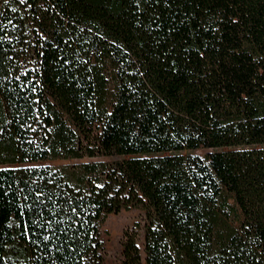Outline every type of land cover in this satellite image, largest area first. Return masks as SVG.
<instances>
[{
  "label": "trees",
  "instance_id": "16d2710c",
  "mask_svg": "<svg viewBox=\"0 0 264 264\" xmlns=\"http://www.w3.org/2000/svg\"><path fill=\"white\" fill-rule=\"evenodd\" d=\"M128 205L125 264H264V0H0V264H102Z\"/></svg>",
  "mask_w": 264,
  "mask_h": 264
},
{
  "label": "rangeland",
  "instance_id": "374dc122",
  "mask_svg": "<svg viewBox=\"0 0 264 264\" xmlns=\"http://www.w3.org/2000/svg\"><path fill=\"white\" fill-rule=\"evenodd\" d=\"M208 148H197L185 150L182 153L196 154L204 157L210 151ZM108 156H83L80 158H50L35 162H28L26 165H48L54 168L64 169L67 173L77 171V166L83 162L112 160ZM69 174V175H70ZM72 175V174H71ZM133 230L136 233V243L139 248L141 263L144 258L143 235H144V210L138 205H128L118 212H111L105 215L100 223V238L102 240V264H125L122 255V234L124 231Z\"/></svg>",
  "mask_w": 264,
  "mask_h": 264
}]
</instances>
